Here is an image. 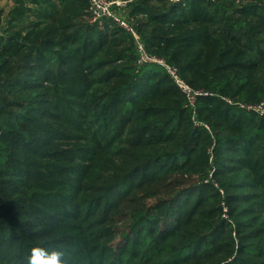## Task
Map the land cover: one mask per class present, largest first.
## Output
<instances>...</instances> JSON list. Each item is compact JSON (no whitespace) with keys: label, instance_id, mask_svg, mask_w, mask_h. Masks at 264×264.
Wrapping results in <instances>:
<instances>
[{"label":"trees","instance_id":"obj_1","mask_svg":"<svg viewBox=\"0 0 264 264\" xmlns=\"http://www.w3.org/2000/svg\"><path fill=\"white\" fill-rule=\"evenodd\" d=\"M10 1L0 264L34 246L67 264H264V115L239 106L264 103V0H125L138 38L88 0ZM166 65L208 94L190 106Z\"/></svg>","mask_w":264,"mask_h":264},{"label":"built area","instance_id":"obj_2","mask_svg":"<svg viewBox=\"0 0 264 264\" xmlns=\"http://www.w3.org/2000/svg\"><path fill=\"white\" fill-rule=\"evenodd\" d=\"M128 1L125 0H88V12L89 15L94 20H103L109 19L113 23L118 24L119 26L127 29L128 31L132 32L136 38H138L137 33L134 31V28L129 20L128 8H127ZM139 50L143 51L142 45H139ZM140 60H147L145 53L142 54ZM155 61L163 63L161 59L154 58ZM168 71L173 76L175 81L178 83L179 87L183 91H185L189 105L194 107L196 97L198 95H206L208 92H204L202 90H196L190 87L177 73V68L171 67L166 65ZM229 103H233L231 100L226 99ZM239 106L243 108H247L248 110H252L257 112L260 115H264V103L256 104V105H249L246 103H239Z\"/></svg>","mask_w":264,"mask_h":264},{"label":"clouds","instance_id":"obj_3","mask_svg":"<svg viewBox=\"0 0 264 264\" xmlns=\"http://www.w3.org/2000/svg\"><path fill=\"white\" fill-rule=\"evenodd\" d=\"M27 264H67V261L61 247L49 249L43 246H34L29 252Z\"/></svg>","mask_w":264,"mask_h":264},{"label":"rangeland","instance_id":"obj_4","mask_svg":"<svg viewBox=\"0 0 264 264\" xmlns=\"http://www.w3.org/2000/svg\"><path fill=\"white\" fill-rule=\"evenodd\" d=\"M11 6L12 2L10 0H0V9L8 11Z\"/></svg>","mask_w":264,"mask_h":264}]
</instances>
